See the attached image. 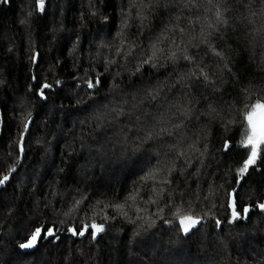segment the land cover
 Wrapping results in <instances>:
<instances>
[{"label":"trees","instance_id":"1","mask_svg":"<svg viewBox=\"0 0 264 264\" xmlns=\"http://www.w3.org/2000/svg\"><path fill=\"white\" fill-rule=\"evenodd\" d=\"M257 102L264 0H0V264H264Z\"/></svg>","mask_w":264,"mask_h":264},{"label":"snow or ice","instance_id":"2","mask_svg":"<svg viewBox=\"0 0 264 264\" xmlns=\"http://www.w3.org/2000/svg\"><path fill=\"white\" fill-rule=\"evenodd\" d=\"M153 56H155V52H153ZM147 62L148 61H145V63ZM44 87H48V85H45ZM257 109L261 110L260 118L258 120L254 119V116L257 114ZM246 119H247L251 134L247 136L246 143H244V146L250 149V155L248 156V159L245 161L244 167L240 169L242 173L246 172L248 167L255 163L256 157L258 155V151H257L258 147L261 145H264V102H257L255 105H253L252 111H250L247 114ZM7 179H8V176L5 175L3 179L0 180V184H2ZM260 207L264 208V205H260ZM236 216L237 214L234 211L233 218L235 219ZM186 221L188 223H185ZM198 222L199 221L197 219L190 217V216H185L181 218V224L184 225L185 232H187L190 227L194 226ZM93 228L95 229L96 233L103 231L102 225H93ZM39 233H40V229H37L36 233L32 236L31 240L28 243L21 245V247L22 248L32 247ZM51 234L52 232L51 230H49V235ZM79 234L83 235L84 233L83 231H81ZM93 238H95V235L93 236Z\"/></svg>","mask_w":264,"mask_h":264},{"label":"water","instance_id":"3","mask_svg":"<svg viewBox=\"0 0 264 264\" xmlns=\"http://www.w3.org/2000/svg\"><path fill=\"white\" fill-rule=\"evenodd\" d=\"M95 81H96V85L98 86V85H99V80L96 79ZM92 82H93V80H90V82H89V87H90V85L92 84ZM260 113H261V110H260V109H257V114L254 116V119L258 120V119L260 118ZM17 168H18V166H16V167L14 168V170H13L12 173H14V172L17 170ZM6 182H7V181H4L2 184H0V190L5 186ZM232 200H233V199H232ZM232 200H231V201H232ZM196 224H197V223H196ZM49 230H51V232H52L51 235H49ZM49 230L45 233L44 241H47L50 237L53 236V233H54L53 229H49ZM90 230H92L94 233H96V232H95V229L93 228V226H92L91 228L85 226V227L82 228V230H80V231L77 232V233H75L73 230H70V234H71L72 236H74V237H76V238L82 240V239H84V238L88 235V233H89ZM81 231H83V233H84L83 235H80V234H79ZM74 233H75V234H74ZM30 240H31V238H30L29 240H27L26 242L22 243L21 245L28 243ZM38 244H39V237H37V239L34 241L32 247H30V248H22L21 245H20V250H21L23 253H27V254H29V253L34 252V251L37 249Z\"/></svg>","mask_w":264,"mask_h":264},{"label":"rangeland","instance_id":"4","mask_svg":"<svg viewBox=\"0 0 264 264\" xmlns=\"http://www.w3.org/2000/svg\"><path fill=\"white\" fill-rule=\"evenodd\" d=\"M247 125H248V122H247ZM248 127H249V125H248ZM250 134H251V133H250V129H249V133H248V135H250ZM236 218L238 219L239 216L237 215ZM185 223H188V222L186 221ZM193 227H194V226L190 227L189 230H188L187 232H189ZM183 228H184V225H183ZM187 232H186V233H187Z\"/></svg>","mask_w":264,"mask_h":264}]
</instances>
